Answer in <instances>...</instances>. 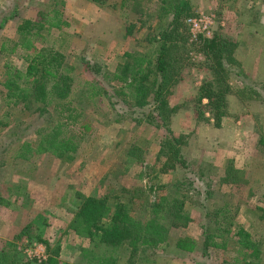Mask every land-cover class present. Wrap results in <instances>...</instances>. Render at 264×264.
Masks as SVG:
<instances>
[{"label": "rangeland", "instance_id": "1", "mask_svg": "<svg viewBox=\"0 0 264 264\" xmlns=\"http://www.w3.org/2000/svg\"><path fill=\"white\" fill-rule=\"evenodd\" d=\"M187 2L184 59L166 96L176 110L163 126L149 119L154 105L135 107L112 81L125 53L152 58V38L168 22L160 19V0H0V80L8 60L24 66L11 49L20 21L57 18L60 29L46 26L40 45L62 53L73 71L72 102L83 113L84 134L71 160L16 159L23 143L35 146V131L50 118L0 98V119L9 124L0 129V264H87L88 253L103 247L69 228L84 198L111 209L122 201L144 220L162 195L182 197L190 222L171 228L165 243L140 247L130 262L122 246L117 264H239L248 257L234 238L240 228L259 243L256 262L264 264V0ZM213 39L234 46L230 59L208 49ZM206 83L222 85L227 114L218 129L207 101L198 99ZM89 86L101 95L89 99ZM173 136L183 138L185 169L160 156Z\"/></svg>", "mask_w": 264, "mask_h": 264}, {"label": "trees", "instance_id": "2", "mask_svg": "<svg viewBox=\"0 0 264 264\" xmlns=\"http://www.w3.org/2000/svg\"><path fill=\"white\" fill-rule=\"evenodd\" d=\"M92 1L101 4L106 0ZM158 11L161 13L160 19H168V22L152 38V43L155 44L152 58L147 59L139 53H125L124 62L116 66L112 81L119 85L117 89L125 99H132L135 107L154 105L156 118L151 116L149 119L154 120L155 124L158 121L161 125L164 123L165 126L167 119L176 110L168 106L166 96L182 67L184 58L181 50L184 49V38L180 27L190 8L187 0H160ZM55 20L49 24L48 21H20L16 28L17 40L11 49L12 53L19 54L24 66L20 69L12 60L2 66L0 98L6 101V106H21L25 112L31 113L35 110L39 115L47 114L50 118L48 124L35 131L37 141L34 147L29 143H23L19 147L15 158L23 161L44 154L71 160L78 150L75 142L77 135L82 139L84 136L81 126L83 113L72 102L73 71L66 65L62 53L40 45L46 26L60 29L61 22ZM231 47L234 46L216 39L208 43L209 50L222 54L218 59H230ZM221 61L219 60L215 70L218 80L222 79L224 73ZM219 87L222 85L206 83L200 89L198 97L201 101H207L211 111L209 121L217 129L227 114L223 93ZM87 90L90 92L89 99L99 97L102 92V89L93 86H89ZM8 126L9 124L0 119V129ZM181 139L183 138L174 136L169 138L163 145L165 150L160 148L159 153L175 167L185 169L187 164ZM167 151L172 155L166 153ZM189 222L190 217L184 210V200L180 196H160L151 205L149 217L144 220L133 218L122 201L116 202L115 208L111 209L105 200L87 197L83 199L69 228L79 237L93 241L97 239L98 246L103 247L100 253H88L87 264H117L116 252L122 246H126L129 253L127 262H130V256L140 247H157L165 243L171 228L186 227ZM234 238L240 250L248 253V257L241 259L239 264H258L256 261L260 256L259 243L253 241L249 233L241 228L234 234Z\"/></svg>", "mask_w": 264, "mask_h": 264}, {"label": "built area", "instance_id": "3", "mask_svg": "<svg viewBox=\"0 0 264 264\" xmlns=\"http://www.w3.org/2000/svg\"><path fill=\"white\" fill-rule=\"evenodd\" d=\"M208 20L210 21V19L207 18V19H206V23H207ZM199 23H203V20L200 19V20H199ZM204 25H205V23H204Z\"/></svg>", "mask_w": 264, "mask_h": 264}]
</instances>
